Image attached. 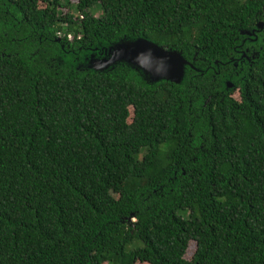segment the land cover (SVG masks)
Listing matches in <instances>:
<instances>
[{
  "label": "trees",
  "instance_id": "1",
  "mask_svg": "<svg viewBox=\"0 0 264 264\" xmlns=\"http://www.w3.org/2000/svg\"><path fill=\"white\" fill-rule=\"evenodd\" d=\"M258 19L264 0H0V264H264ZM137 38L180 52L181 82L95 67Z\"/></svg>",
  "mask_w": 264,
  "mask_h": 264
},
{
  "label": "water",
  "instance_id": "2",
  "mask_svg": "<svg viewBox=\"0 0 264 264\" xmlns=\"http://www.w3.org/2000/svg\"><path fill=\"white\" fill-rule=\"evenodd\" d=\"M127 61L149 73L153 81L166 79L181 82L184 67L190 64L180 52L167 49L144 38H137L133 42L109 48L108 56L95 61L97 69L107 68L118 61Z\"/></svg>",
  "mask_w": 264,
  "mask_h": 264
},
{
  "label": "flooded vegetation",
  "instance_id": "3",
  "mask_svg": "<svg viewBox=\"0 0 264 264\" xmlns=\"http://www.w3.org/2000/svg\"><path fill=\"white\" fill-rule=\"evenodd\" d=\"M254 24H255V28L253 30L254 32L253 31L251 33L249 32L248 33V36L254 35L253 33H255L256 31H262V33L264 35V21L258 19V20H256V22ZM58 37H61V36L58 35ZM68 39L71 40L72 39V36L71 37H68ZM235 47H236L235 50L238 49L236 51L241 55V57H245L247 59V62H249V63L255 57V55H257L259 53V50L261 48H263L261 46H259L257 48L254 47V46H251V47L244 46L243 47V45H236ZM247 53H249V55ZM238 58H239V56H234V58H231V59H238ZM234 66L237 67L238 66L237 63H235ZM227 86L229 88H231L233 85H232L231 82L228 81L227 82ZM235 90H237V92L239 93L238 89H235Z\"/></svg>",
  "mask_w": 264,
  "mask_h": 264
},
{
  "label": "rangeland",
  "instance_id": "4",
  "mask_svg": "<svg viewBox=\"0 0 264 264\" xmlns=\"http://www.w3.org/2000/svg\"><path fill=\"white\" fill-rule=\"evenodd\" d=\"M40 6H43V2H40ZM96 15L99 14V11L96 10L95 12ZM230 96L236 100L239 99V93L237 92V90H232L231 93H230ZM115 191L118 192V190H120V187H115ZM195 247H196V244L194 241H191L188 245V248H187V251H186V254H185V258L189 259L191 257V255L193 254L194 250H195ZM135 264H145V263H141V262H136Z\"/></svg>",
  "mask_w": 264,
  "mask_h": 264
},
{
  "label": "built area",
  "instance_id": "5",
  "mask_svg": "<svg viewBox=\"0 0 264 264\" xmlns=\"http://www.w3.org/2000/svg\"><path fill=\"white\" fill-rule=\"evenodd\" d=\"M60 34V33H59ZM68 37H71V35L69 34Z\"/></svg>",
  "mask_w": 264,
  "mask_h": 264
}]
</instances>
